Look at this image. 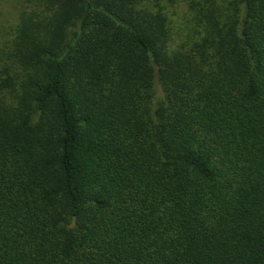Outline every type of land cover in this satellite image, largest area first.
<instances>
[{
  "label": "trees",
  "instance_id": "trees-1",
  "mask_svg": "<svg viewBox=\"0 0 264 264\" xmlns=\"http://www.w3.org/2000/svg\"><path fill=\"white\" fill-rule=\"evenodd\" d=\"M5 1L0 264H264V0Z\"/></svg>",
  "mask_w": 264,
  "mask_h": 264
},
{
  "label": "rangeland",
  "instance_id": "rangeland-1",
  "mask_svg": "<svg viewBox=\"0 0 264 264\" xmlns=\"http://www.w3.org/2000/svg\"><path fill=\"white\" fill-rule=\"evenodd\" d=\"M14 11L12 7H9V3L5 0L0 1V26H6L9 24V21L12 20L13 16L11 15Z\"/></svg>",
  "mask_w": 264,
  "mask_h": 264
}]
</instances>
